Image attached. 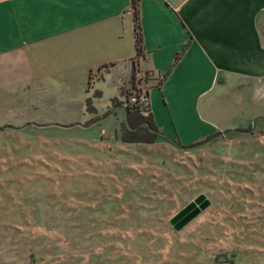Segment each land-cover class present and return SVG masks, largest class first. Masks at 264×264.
<instances>
[{
    "label": "crops",
    "instance_id": "1",
    "mask_svg": "<svg viewBox=\"0 0 264 264\" xmlns=\"http://www.w3.org/2000/svg\"><path fill=\"white\" fill-rule=\"evenodd\" d=\"M138 11L136 59L131 0H0V139L55 142L80 189L64 207L80 221L64 228L41 225L22 194L0 196V226L41 233L48 252L0 264H264V0ZM133 63L158 133L120 104ZM7 141L0 151L24 154ZM198 196L207 207L175 229Z\"/></svg>",
    "mask_w": 264,
    "mask_h": 264
},
{
    "label": "rangeland",
    "instance_id": "2",
    "mask_svg": "<svg viewBox=\"0 0 264 264\" xmlns=\"http://www.w3.org/2000/svg\"><path fill=\"white\" fill-rule=\"evenodd\" d=\"M96 108L99 110L105 108L104 101L99 102ZM262 124L263 122L260 125ZM68 135L71 134L61 133L57 136L53 134L57 140L65 139L67 144H70ZM61 136L63 138H60ZM0 140L2 142L8 140L7 145L23 146L25 149L24 154L0 151V196L22 194L24 211L39 212L41 225L64 228L71 222L78 223L80 218L75 217L74 214H67L64 207L71 203L67 197L78 195L80 189L78 185L65 184L69 181L67 179L69 171L63 168L64 155L54 153L58 151L55 149L57 144L41 139L38 141L34 139L31 142L32 140L28 138ZM75 174L78 181V173ZM2 220L10 221V219H0ZM13 222L15 223L14 220ZM41 236V233H23L15 230L14 227L0 226V261H38L48 255L47 241ZM64 236L71 239L72 245L77 246L83 235L79 233L60 235V237Z\"/></svg>",
    "mask_w": 264,
    "mask_h": 264
},
{
    "label": "trees",
    "instance_id": "3",
    "mask_svg": "<svg viewBox=\"0 0 264 264\" xmlns=\"http://www.w3.org/2000/svg\"><path fill=\"white\" fill-rule=\"evenodd\" d=\"M138 4H139V0H131V9L133 11V33H134V42H135V51H136V56L135 57H136V59L143 57L144 54H145L144 53V49H143V45H142V32H141V26H140ZM185 48L183 49V51H181L180 53H178V54H176L174 56L172 67L177 62V60L179 59L181 54L184 52ZM136 73H137V67H136V64L133 63L132 75H131V79H130V83H131V87L132 88L136 87L135 86ZM90 79H92V75L90 76ZM125 95H126V93H125ZM99 96H100V92L97 91L95 93V97H99ZM111 102L114 105V104H116L117 101H116V99H112ZM120 104L124 106L125 111L127 113H129V112L137 113L138 117H139V121L142 124L146 125V128L148 130L152 131L153 133H158L159 132L157 127L154 125V122L152 120L151 113L149 111L148 105H130L129 106V105H124V102H120ZM85 110L88 113H95V108H94L90 98H87L86 101H85ZM95 119L96 118L90 120L88 123L92 122ZM249 130L250 129H247V130L237 129L235 131L236 132L246 133ZM229 132L230 131H225L224 133H218L217 135H215L213 137H209V138L205 139L202 143L207 142L211 138H215L217 136H221L222 134H226V133H229ZM122 139L125 140L124 137H122ZM169 140H171V142H173L175 145H177L180 148H186V147H183L182 145H180L178 143V141H176V140H172V139H169ZM202 143H200V144H202Z\"/></svg>",
    "mask_w": 264,
    "mask_h": 264
},
{
    "label": "water",
    "instance_id": "4",
    "mask_svg": "<svg viewBox=\"0 0 264 264\" xmlns=\"http://www.w3.org/2000/svg\"><path fill=\"white\" fill-rule=\"evenodd\" d=\"M256 119L252 122V127L250 130H253L255 127ZM208 205V202L204 199L203 196H198L191 203L186 205L181 211H179L171 220L170 223L175 229H179L189 221H191L201 210L205 209Z\"/></svg>",
    "mask_w": 264,
    "mask_h": 264
},
{
    "label": "built area",
    "instance_id": "5",
    "mask_svg": "<svg viewBox=\"0 0 264 264\" xmlns=\"http://www.w3.org/2000/svg\"><path fill=\"white\" fill-rule=\"evenodd\" d=\"M124 105H147V92L141 87L129 88L126 91Z\"/></svg>",
    "mask_w": 264,
    "mask_h": 264
}]
</instances>
